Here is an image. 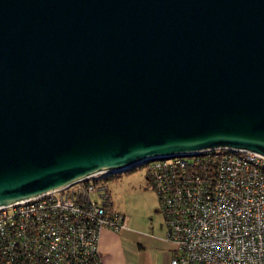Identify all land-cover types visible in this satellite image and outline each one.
I'll use <instances>...</instances> for the list:
<instances>
[{
    "label": "water",
    "instance_id": "obj_1",
    "mask_svg": "<svg viewBox=\"0 0 264 264\" xmlns=\"http://www.w3.org/2000/svg\"><path fill=\"white\" fill-rule=\"evenodd\" d=\"M224 147L264 155V0H0V206Z\"/></svg>",
    "mask_w": 264,
    "mask_h": 264
},
{
    "label": "built area",
    "instance_id": "obj_2",
    "mask_svg": "<svg viewBox=\"0 0 264 264\" xmlns=\"http://www.w3.org/2000/svg\"><path fill=\"white\" fill-rule=\"evenodd\" d=\"M170 264H264V155L212 148L146 158ZM100 172L0 206V264H103L102 228L129 231Z\"/></svg>",
    "mask_w": 264,
    "mask_h": 264
},
{
    "label": "rangeland",
    "instance_id": "obj_3",
    "mask_svg": "<svg viewBox=\"0 0 264 264\" xmlns=\"http://www.w3.org/2000/svg\"><path fill=\"white\" fill-rule=\"evenodd\" d=\"M114 208L128 217L130 230L159 232L162 215L158 211L156 192L147 178V170L139 166L123 171L108 182ZM127 233V232H124Z\"/></svg>",
    "mask_w": 264,
    "mask_h": 264
},
{
    "label": "crops",
    "instance_id": "obj_4",
    "mask_svg": "<svg viewBox=\"0 0 264 264\" xmlns=\"http://www.w3.org/2000/svg\"><path fill=\"white\" fill-rule=\"evenodd\" d=\"M162 222L159 232L129 230L121 234L109 228H102L98 242L102 263L170 264L174 252L172 246L164 240L166 227L163 216Z\"/></svg>",
    "mask_w": 264,
    "mask_h": 264
},
{
    "label": "trees",
    "instance_id": "obj_5",
    "mask_svg": "<svg viewBox=\"0 0 264 264\" xmlns=\"http://www.w3.org/2000/svg\"><path fill=\"white\" fill-rule=\"evenodd\" d=\"M133 169L134 168H131L129 170H133ZM117 174H119V172L110 173V174H108V175L105 176V180L109 182V180H112L113 178H115L117 176ZM147 178H148V176H147Z\"/></svg>",
    "mask_w": 264,
    "mask_h": 264
}]
</instances>
